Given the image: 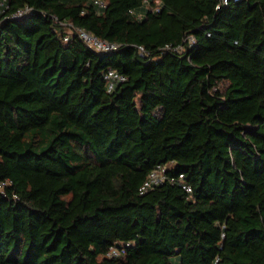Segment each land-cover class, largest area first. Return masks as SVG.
I'll list each match as a JSON object with an SVG mask.
<instances>
[{"label": "trees", "instance_id": "1", "mask_svg": "<svg viewBox=\"0 0 264 264\" xmlns=\"http://www.w3.org/2000/svg\"><path fill=\"white\" fill-rule=\"evenodd\" d=\"M8 1L0 264H264V0Z\"/></svg>", "mask_w": 264, "mask_h": 264}, {"label": "built area", "instance_id": "2", "mask_svg": "<svg viewBox=\"0 0 264 264\" xmlns=\"http://www.w3.org/2000/svg\"><path fill=\"white\" fill-rule=\"evenodd\" d=\"M231 0H220V5H228L229 2ZM97 3L102 7L105 6L106 3L103 0H97ZM156 3L159 4L160 0H156ZM218 6V7H219ZM10 8V1L8 0H0V14H4V18L5 19H13V18H23L26 14L30 13V11L33 9L32 6H26L24 8H20L16 11H13V13H7V10ZM154 9L158 10L159 7H155ZM57 21L58 18H57ZM61 24H65L70 33H77L85 42L86 44L96 50V51H100V52H110V51H114L115 49H118L119 44L116 42H110L109 40L100 37L99 35H96L90 31H87L86 29L80 27V28H75L73 26L72 23H68V22H60ZM68 34L65 39L68 40L71 37V34ZM189 43H193L195 41L194 37H190L188 39ZM140 51L141 53H145L146 49L142 46H140ZM105 79L107 80V82H109L108 85V90L112 91L115 89L116 85L118 83L124 82L126 80V76L119 72L118 70H109L106 72L105 74ZM167 170H168V165H158L156 168H154L151 173L148 175L147 179L145 180V182L142 184V186L140 187V191L142 193L147 192L149 190H151V188H153L156 185L159 184H163L165 182H167L168 180L171 181H176V178H172L169 177L167 175ZM179 182L181 183V185H183V188L191 191V186L190 184L184 180V175L180 174L178 179ZM129 243H124V244H120V246L118 245H112L110 246V249L108 251V255L109 256H118L120 255V253H123L126 251L125 246H127Z\"/></svg>", "mask_w": 264, "mask_h": 264}, {"label": "rangeland", "instance_id": "3", "mask_svg": "<svg viewBox=\"0 0 264 264\" xmlns=\"http://www.w3.org/2000/svg\"><path fill=\"white\" fill-rule=\"evenodd\" d=\"M173 261H174L175 263L179 264V263H178V260L176 259V256L173 257Z\"/></svg>", "mask_w": 264, "mask_h": 264}]
</instances>
